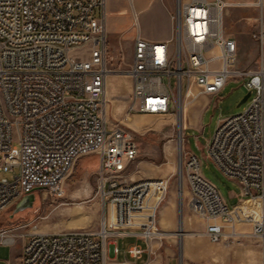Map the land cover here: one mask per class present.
<instances>
[{
  "label": "built area",
  "instance_id": "2783aa9c",
  "mask_svg": "<svg viewBox=\"0 0 264 264\" xmlns=\"http://www.w3.org/2000/svg\"><path fill=\"white\" fill-rule=\"evenodd\" d=\"M263 3H254L260 8L261 45ZM230 4L174 0L168 13L171 36L159 41L141 34L133 10L126 113L177 115L196 97L220 93L230 77L242 78L251 96L248 105L219 119L202 151L237 182L239 201L258 203V218L250 220L245 211L238 223L234 208L240 202L229 207L203 176L201 160L188 150L183 152V177L190 208L203 221V235L211 242L235 239L243 234L238 224L250 222L249 235L259 238L264 264V63L253 69L233 66L236 42L223 25ZM104 8L105 0H0V173L16 170L11 178L0 177V211L35 190L62 199L73 164L88 155L98 159L103 203L98 230L26 233L20 264H137L113 259L108 245L119 237L149 242L165 235L157 211L168 181L127 176L139 152L135 131L109 123L106 115ZM14 229H0V243L11 244ZM143 251L136 243L127 248L132 258ZM150 261L148 256L141 264Z\"/></svg>",
  "mask_w": 264,
  "mask_h": 264
},
{
  "label": "rangeland",
  "instance_id": "374dc122",
  "mask_svg": "<svg viewBox=\"0 0 264 264\" xmlns=\"http://www.w3.org/2000/svg\"><path fill=\"white\" fill-rule=\"evenodd\" d=\"M140 1L145 3L144 7H139L136 0H105L107 67L109 69L106 87L109 88V94H111L108 97L105 94V99L109 123L118 122L124 116L119 104H123L127 100L129 91V77L125 71L131 59V45L136 31L128 19L130 7L135 5L139 30L144 37L159 41L162 40L159 38L160 35H165L167 38L171 36L168 13L174 5V0ZM241 1L256 3L258 0ZM237 8H246L243 10L244 13L250 17H256V20L252 22V26L247 25L243 30L245 35L239 47L242 48V52L237 51V62L233 66L240 69H253L261 61L264 63V43L261 45L258 39L260 8L255 4L240 5ZM117 19H120L118 24L114 21ZM235 19H239V16ZM241 21L244 22L245 19ZM238 23L239 21L236 25ZM251 29L252 31H250ZM248 60L250 62L244 66ZM247 92L241 77H230L220 93L207 98L200 95L190 101L189 107L194 111L190 113L191 116H186V119L183 116V119L180 120V113L166 116L147 115L145 117L148 123L145 129L135 132L139 147L137 158L147 160L153 165L170 168L171 171V174L166 178L168 189L158 208L157 216L159 219L161 206L170 200L176 222L172 230L164 229L165 235L161 239L160 245L157 244L155 248L156 257L152 256L151 264L165 263L167 254L164 249L166 248L174 251V257L169 258L167 264H260L259 238L249 235L252 228L250 222L238 224V231L244 235L235 239L211 242L203 235V221L190 208L188 185L183 177V152L188 150L201 160L203 176L214 184L227 205L232 207L239 202L240 187L237 182L224 176L212 162L206 160L202 147L213 134L219 119L239 113L248 105L251 96L238 105ZM180 121L182 123V141L179 150ZM15 172L16 170L0 173V177L11 178ZM97 172L98 159L96 156L88 155L78 158L65 179V196L62 199H52L51 196H45L40 190H35V200L32 205L16 211L19 213V217L10 218L9 215L15 212L14 210L21 199L0 211V224H7L15 229L16 226L23 223H35L37 227H43L49 231L75 228L98 230L103 213V203L98 194ZM238 206L242 213L246 211L248 217H251L252 214L247 205L240 202ZM2 228L6 227H0V229ZM134 240L135 238L119 237L117 247L108 245V255L113 256V251L117 250L118 258H122L124 256L123 249L128 242ZM139 243L142 247H147L145 241L142 240ZM191 243L194 250L188 254L187 248ZM9 246L10 244L0 243V263L5 262ZM243 254H246L247 257L245 256V258ZM211 256L215 259L212 260ZM146 258L147 254L141 256V260Z\"/></svg>",
  "mask_w": 264,
  "mask_h": 264
},
{
  "label": "crops",
  "instance_id": "0c3cea01",
  "mask_svg": "<svg viewBox=\"0 0 264 264\" xmlns=\"http://www.w3.org/2000/svg\"><path fill=\"white\" fill-rule=\"evenodd\" d=\"M229 2L231 4L225 9V13H224V19H223L224 25H225L224 30H225V35L227 37H231L235 40L236 47H237L236 48V54H237L238 50H239V53L242 52L241 51L242 48H239V47H240V45L243 41V37L245 35L243 30L246 28L247 25L252 26V22L256 20V17H250V16H248V14L244 13L243 10L246 8H237V7H240V5H248V4L252 5V4H254V2L249 3V2H245V1H241V0H229ZM136 3L139 5V7L145 6V3L140 1V0H136ZM133 10L136 11L135 5H132V8L130 7L128 19L130 20V22L134 26V24H133ZM238 16H239V19H235V18H238ZM242 19H245V21L242 22L241 21ZM235 20H237V21H235ZM250 20H252V21L250 22ZM114 21H115V23L118 24L120 22V19H117ZM238 21H239V23L236 25V23ZM236 28L241 29V30L238 31ZM250 31H252V29ZM135 32H134V35H135ZM159 38L162 40L167 39V37L165 35H160ZM131 51H132V45H131ZM263 55H264V53H263ZM236 62H237V58L235 55V59H234L233 64L236 65ZM249 62L250 61L248 60V62L245 63L244 66L246 64H248ZM128 80H129V91L127 94V100H125L123 104H119V106H121V110H123L124 116L122 117V119L118 120V122L125 124L126 126L133 129L137 133V132L143 131L145 129L146 124L148 123L147 118L145 116L154 115V114H144V113H139V112H134V113H129V114L126 113V108H127L128 103H129V97H130V92H131V79H130V77L128 78ZM109 91H110L109 88L107 89V87H106V89H105L106 93L105 94H107V97L109 95L111 96V94H109ZM201 96L204 98H207L209 95H201ZM193 111L194 110L190 109L189 104L184 105L183 110H182V114L184 116V119H186V116H188V117L191 116L190 113ZM159 116H166V115H159ZM138 154H139V152H138ZM137 157H138V155H137ZM137 157L128 166V168L126 170L128 177L130 176L133 179L151 178V179L164 180L167 178V176H169V174H171L170 168H165V167H162L161 165L160 166L153 165L149 161L144 160V159H138ZM169 201L170 200L165 202V204H163L159 210V219L158 220H159V224L163 230L164 229L165 230H172V228L174 227V224L176 222L174 210L172 208V203ZM239 202H242L243 204L248 206L249 211L252 214L251 217H249L250 220L254 221L258 218V216H259V205L257 202H252V201H247V200H241ZM14 211L15 212H13V214L9 215L10 218L15 217V216L19 217V213L16 212L17 210H14ZM14 213H16V214L14 215ZM234 213L236 215L237 221L240 223L242 212L239 210L238 205H236V207L234 208ZM0 227H6L7 229L12 228V227H9V225H7V224H0ZM68 230H70V229H68ZM13 231H15L16 236L14 237L13 242L9 246L8 254L5 257V262L0 263V264H20L21 251H22V246H23L25 239H26V233H31V232H58V231L45 230V228H43V227H37V225L35 223L34 224L23 223L21 225L16 226V229H14ZM59 231H63V230H59ZM20 234H24V235L21 236ZM125 237H127L129 239L134 238V237H129V236H125ZM140 241H142V239H136L135 238L134 241L128 242L126 247L123 249L124 256L122 258H118V251L116 250L112 256L113 259H116V260L128 259V260L134 261L137 264H141L143 262H146V260L148 259V256H149V258H152V256L156 255L155 248H156L157 244L160 245L161 240H150L149 242H146L145 240H143L147 243V247H142L141 244L139 243ZM133 243L139 244L143 248L144 251L141 254V256L143 254H147V258L145 260H141V256L138 258H132L127 254V248L129 247V245H131ZM115 246L117 247V240L115 241ZM147 248H150L149 253L147 251ZM193 248H194V246L191 243L189 245V247L187 248V253L188 254L191 253L194 250ZM164 250H165V253L167 254V260L165 261L164 264H167L169 258L174 257V251L170 248H166ZM243 256L245 257L246 254H243ZM211 259L214 260L215 258H213V256H211ZM247 260L250 261L249 258H247Z\"/></svg>",
  "mask_w": 264,
  "mask_h": 264
},
{
  "label": "water",
  "instance_id": "95a60500",
  "mask_svg": "<svg viewBox=\"0 0 264 264\" xmlns=\"http://www.w3.org/2000/svg\"><path fill=\"white\" fill-rule=\"evenodd\" d=\"M249 94H250V93L247 92V93L243 96V98L239 101L238 105H239L240 103L244 102V101L248 98ZM34 199H35V195H34V193H29V194L24 195V196L21 198V200L19 201L16 210H18V209H22V208H24V207H26V206H31L32 203H33V201H34Z\"/></svg>",
  "mask_w": 264,
  "mask_h": 264
},
{
  "label": "bare ground",
  "instance_id": "6f19581e",
  "mask_svg": "<svg viewBox=\"0 0 264 264\" xmlns=\"http://www.w3.org/2000/svg\"><path fill=\"white\" fill-rule=\"evenodd\" d=\"M182 110H183V109H182ZM182 110H181V112H179V113H180V114H179L180 120L183 119ZM181 124H182V123H181V121H180V124H179V134H178V148H179V150L181 149V141H182ZM182 127H183V126H182ZM238 223H239V222H238ZM179 235L182 236L181 233H179Z\"/></svg>",
  "mask_w": 264,
  "mask_h": 264
}]
</instances>
